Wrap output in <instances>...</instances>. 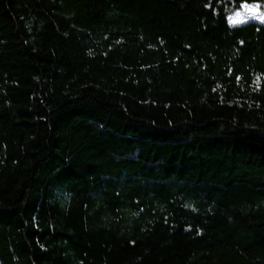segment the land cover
I'll return each mask as SVG.
<instances>
[{
  "label": "trees",
  "instance_id": "1",
  "mask_svg": "<svg viewBox=\"0 0 264 264\" xmlns=\"http://www.w3.org/2000/svg\"><path fill=\"white\" fill-rule=\"evenodd\" d=\"M264 0H0V264H264Z\"/></svg>",
  "mask_w": 264,
  "mask_h": 264
},
{
  "label": "rangeland",
  "instance_id": "2",
  "mask_svg": "<svg viewBox=\"0 0 264 264\" xmlns=\"http://www.w3.org/2000/svg\"><path fill=\"white\" fill-rule=\"evenodd\" d=\"M228 19L231 25L241 24L249 20L264 23V2L245 3L241 6V8L230 14Z\"/></svg>",
  "mask_w": 264,
  "mask_h": 264
},
{
  "label": "snow or ice",
  "instance_id": "3",
  "mask_svg": "<svg viewBox=\"0 0 264 264\" xmlns=\"http://www.w3.org/2000/svg\"><path fill=\"white\" fill-rule=\"evenodd\" d=\"M231 19V18H230Z\"/></svg>",
  "mask_w": 264,
  "mask_h": 264
}]
</instances>
